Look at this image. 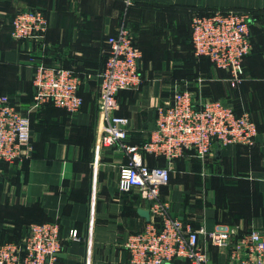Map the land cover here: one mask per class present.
<instances>
[{
    "label": "crops",
    "instance_id": "1",
    "mask_svg": "<svg viewBox=\"0 0 264 264\" xmlns=\"http://www.w3.org/2000/svg\"><path fill=\"white\" fill-rule=\"evenodd\" d=\"M128 1L0 0V95H9L32 122L28 155L0 160V244L22 240L31 223L57 220L63 248L52 264H131L126 242L161 220L153 209L159 204L194 230L233 229L226 246L200 234L207 263L251 264L256 255L243 249V239L254 230L264 234V0ZM26 8L46 12L44 37H12L11 21ZM226 9L251 12L253 50L244 57V79L237 86L227 70L193 51L195 10ZM122 24L142 52V84L120 93L116 113L129 118L126 144L137 146L149 165L170 169L169 183L154 199L138 188L119 187L120 170L132 151L98 145L105 125L98 112L99 72L108 36ZM42 64L79 76L80 110L34 104L33 78ZM180 90L202 101L227 100L239 114L249 111L259 130L255 143H217L203 157L193 149L172 159L147 150L155 111ZM141 209L150 211L149 219ZM74 229L81 239L71 237ZM167 264L193 263L183 256Z\"/></svg>",
    "mask_w": 264,
    "mask_h": 264
},
{
    "label": "built area",
    "instance_id": "2",
    "mask_svg": "<svg viewBox=\"0 0 264 264\" xmlns=\"http://www.w3.org/2000/svg\"><path fill=\"white\" fill-rule=\"evenodd\" d=\"M130 2V0L128 1ZM251 12L247 10H216L210 15L194 12L192 42L197 56H208L218 67L229 72L232 86L244 79V57L253 50L250 31ZM49 27L46 12L26 8L11 21V34L16 40L42 38ZM109 48L99 72L98 112L104 120L101 147L121 145L133 154L119 174L123 191L138 188L149 198H156L162 186L170 181L168 166H151L143 159L137 146H129V118L117 115L121 90L139 88L142 84L140 60L142 52L129 28L122 24L108 36ZM35 105L53 102L70 113L83 105L81 80L70 69L39 65L33 78ZM156 129L145 148L168 159L193 149L201 157L213 152L215 145H253L259 132L249 111L237 113L224 99L198 100L189 90L177 91L173 101L157 109ZM32 140V122L28 113L18 107L7 94L0 95V160L15 162L28 155ZM160 215L145 230L132 234L126 247L131 264H167L175 258L186 257L193 264H208V257L199 245L205 233L215 244L226 246L235 233L227 226L208 231L204 226L194 230L181 218L169 216L159 204L153 208ZM73 239H81L78 230ZM243 249L256 255L251 264L264 262V234L252 231L243 239ZM61 224L57 220L31 223L20 241L0 244V264H52L62 251Z\"/></svg>",
    "mask_w": 264,
    "mask_h": 264
},
{
    "label": "water",
    "instance_id": "3",
    "mask_svg": "<svg viewBox=\"0 0 264 264\" xmlns=\"http://www.w3.org/2000/svg\"><path fill=\"white\" fill-rule=\"evenodd\" d=\"M156 120H157V110L155 111V114H154V118L150 124V129L151 130H155L156 129ZM141 214L144 215L147 219L150 218V211L149 210H145V209H141L140 210ZM60 255V253L58 254ZM208 264H215L214 262H209Z\"/></svg>",
    "mask_w": 264,
    "mask_h": 264
},
{
    "label": "trees",
    "instance_id": "4",
    "mask_svg": "<svg viewBox=\"0 0 264 264\" xmlns=\"http://www.w3.org/2000/svg\"><path fill=\"white\" fill-rule=\"evenodd\" d=\"M215 11H216V10H215ZM215 11L201 12V11H196V10H195V12H198V13H200V14H202V15H210V14L214 13ZM193 51H194V47H193ZM194 54H195V52H194ZM195 55H196V54H195ZM202 56H204V55H202ZM199 57H200V56H199ZM123 90H125V89H123ZM123 90H121L120 93H121ZM34 91H35V90H34ZM79 93H80V91H79ZM120 93H119V95H118V98H119V96H120ZM18 241H20V240H18Z\"/></svg>",
    "mask_w": 264,
    "mask_h": 264
}]
</instances>
